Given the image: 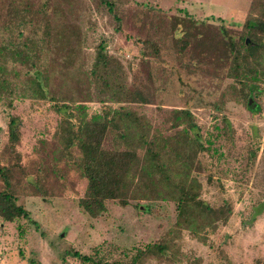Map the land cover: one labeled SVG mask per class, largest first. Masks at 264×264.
Masks as SVG:
<instances>
[{
	"label": "rangeland",
	"instance_id": "1",
	"mask_svg": "<svg viewBox=\"0 0 264 264\" xmlns=\"http://www.w3.org/2000/svg\"><path fill=\"white\" fill-rule=\"evenodd\" d=\"M251 1L0 0V167L10 169L14 202L27 212V219H0V264H83L64 252L124 262L175 222L167 200L105 201L97 218L83 213L78 199L86 181L70 160L56 159L59 118L48 100L33 97L36 69L56 99L83 105L87 115L102 104L123 107L143 116L161 138L181 128L170 127L172 111L192 116L204 148L191 171L199 199L211 207L229 204L230 215L199 240L181 230L177 259L150 257L144 264H254L263 258L264 78L251 97L258 108L249 113L228 91L229 55L220 32L237 44L245 18L258 16ZM50 25L75 32L72 54L52 52ZM99 45L105 63L96 72ZM104 84L120 89L117 97ZM9 117L19 120L17 157L6 148ZM111 137L106 134L105 149L112 148Z\"/></svg>",
	"mask_w": 264,
	"mask_h": 264
},
{
	"label": "trees",
	"instance_id": "2",
	"mask_svg": "<svg viewBox=\"0 0 264 264\" xmlns=\"http://www.w3.org/2000/svg\"><path fill=\"white\" fill-rule=\"evenodd\" d=\"M250 8L258 16L245 18L242 24L245 34L240 36L237 44L226 36L222 28L220 32L225 40L222 47L228 50L229 55L226 74L232 83L228 91L234 101H242L247 111L252 113L258 106L251 97L257 93L259 78H264V0H252ZM67 29L61 25L47 28L52 52H74L70 50L69 42L76 39V34ZM98 47L94 63L96 72L100 68L103 70L105 63L101 56L102 47ZM31 77L34 83L33 97L48 100L52 111L59 118L54 132L56 159L63 157L70 160L86 181L83 194L78 199V206L84 214L89 218H97L105 209V201L113 200L125 206L129 198L148 202L167 200L173 204L175 211V222L166 234L157 242L136 250L127 261L95 260L76 252H64V255L78 259L83 264H144L150 257L171 261L180 256L174 242L181 230L199 240V235L205 230L212 231L217 224L227 221L231 211L229 204L211 207L199 199L200 185L191 176V171L196 154L204 151V148L187 110L170 113V127L181 128L171 136L161 138L156 133H150V126L143 116L123 107L114 109L103 104L98 113L87 115L83 105L73 107L52 96L42 72L36 69L31 72ZM104 86L117 97L120 89L108 84ZM138 98L141 100L140 96ZM18 121L15 117H9L6 123V148L15 157L17 154L13 147L19 139ZM222 127L224 130L228 128L224 122ZM109 132L112 133V148L105 149L103 141ZM73 148L77 151L76 156L72 155ZM9 174L8 167H0V219L4 222L27 219V212L14 202ZM197 263L193 260L189 262ZM27 264L38 263L27 260ZM254 264H264V256Z\"/></svg>",
	"mask_w": 264,
	"mask_h": 264
}]
</instances>
